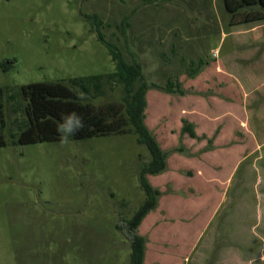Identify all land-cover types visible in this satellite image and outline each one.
Instances as JSON below:
<instances>
[{
  "label": "rangeland",
  "instance_id": "374dc122",
  "mask_svg": "<svg viewBox=\"0 0 264 264\" xmlns=\"http://www.w3.org/2000/svg\"><path fill=\"white\" fill-rule=\"evenodd\" d=\"M98 34L140 65L166 154L142 264H264V20L231 26L222 0H0V88L113 73ZM149 160L133 133L0 148V264H129Z\"/></svg>",
  "mask_w": 264,
  "mask_h": 264
},
{
  "label": "trees",
  "instance_id": "16d2710c",
  "mask_svg": "<svg viewBox=\"0 0 264 264\" xmlns=\"http://www.w3.org/2000/svg\"><path fill=\"white\" fill-rule=\"evenodd\" d=\"M229 17V25L264 20V0H222ZM98 40L107 48L115 70L111 74L71 79L68 82L51 81L22 85L16 91L0 88V148L10 145H28L60 141L59 123L64 116L75 111L84 119V127L72 140L88 139L117 134L133 133L143 145L150 160L141 165L138 179L146 199L126 222V235L130 242L129 264H142L144 239L137 234L143 218L156 206L159 191L148 183L147 175H158L166 168V154L144 123L145 95L148 85L143 79L140 65L135 57L127 62L115 46L98 34ZM201 66V62L197 63ZM192 71V70H191ZM195 72V70H193ZM170 84V83H168ZM105 85H121L122 97L118 103L95 105L103 94ZM77 90L86 94L81 101ZM167 92H172L168 85ZM10 104L15 115L13 129L8 128L4 108ZM191 138H196L192 125L184 122L181 128Z\"/></svg>",
  "mask_w": 264,
  "mask_h": 264
},
{
  "label": "clouds",
  "instance_id": "9594fccd",
  "mask_svg": "<svg viewBox=\"0 0 264 264\" xmlns=\"http://www.w3.org/2000/svg\"><path fill=\"white\" fill-rule=\"evenodd\" d=\"M79 99L86 102L88 97L84 93H80ZM84 127L83 117L73 111L68 115L64 116L62 121L59 123L58 132L60 135V142L66 144L69 142L70 138L73 137L78 131Z\"/></svg>",
  "mask_w": 264,
  "mask_h": 264
}]
</instances>
